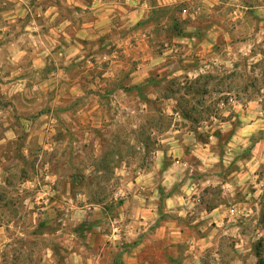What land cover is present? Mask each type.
Returning <instances> with one entry per match:
<instances>
[{
    "label": "rangeland",
    "instance_id": "obj_1",
    "mask_svg": "<svg viewBox=\"0 0 264 264\" xmlns=\"http://www.w3.org/2000/svg\"><path fill=\"white\" fill-rule=\"evenodd\" d=\"M4 2L8 5L11 1L0 0V6L5 8ZM29 2L47 5V0ZM3 13L0 10V35L17 34L21 41L14 52L25 53L18 61L12 59L11 45L0 37V228H3L0 230V264H75L71 253L79 241L73 234L84 229L75 224L90 222L96 200L105 207L117 202L116 192L120 195L124 192L129 197L126 183L153 170L156 156L153 151L161 149L169 156H179L172 138L181 141L188 132L197 140L198 136L209 135L201 137V142H213L209 147L213 155H201L202 145L184 147L180 159L186 162L188 171H184L182 180L192 177L198 184L196 192L202 200L201 206L207 209L215 205L224 220L210 225L209 219H204L193 226L190 225L193 220L187 219L180 226L183 230L213 232V246L205 255V264L264 263V158L254 176L243 177L244 185L232 182L237 176L234 172L241 167L237 162H244L253 149L264 153V114L260 115L264 111V58L255 63V59L229 57L227 62L218 63L214 68L224 67L222 73L218 71L211 75L210 82L200 83H206V95L187 91L183 75L179 81L184 90L168 100L148 102V109L140 103L146 98H155L154 88L141 92L142 100L134 91L117 92L109 108L103 100L104 112L114 120L113 129L119 133L120 155L106 156L105 169L101 171L90 166L104 154L96 157L91 143L83 141V135H106L112 128L95 134L92 124L78 126L74 117L75 89L65 75V71L70 70L74 81L79 76L74 66L63 65L65 71L59 70L58 84L47 91V49L53 47L47 43V17L35 15V25L25 30L26 17H19L12 25ZM87 17L79 15L77 20ZM51 44L58 47L57 43ZM172 63L170 59L164 66L157 67L169 70ZM101 67L107 66L102 63ZM181 68L191 67L182 63ZM232 73L238 75L233 79ZM123 76L120 74L119 78ZM86 81L88 83V78ZM86 89V99L93 104L98 89H93L91 84H87ZM55 102L68 103L71 107L68 119L63 113H57L54 138L62 142L47 150V117L43 115H47L49 105ZM60 104L55 106L60 108ZM181 109L188 110V120L179 113ZM61 110L58 109L59 113ZM146 110L155 116L158 112L164 115L153 125ZM197 112H201L198 124L193 123ZM176 130L179 132H174ZM217 131L220 137L215 140L212 134ZM111 143L104 140L101 149L108 152ZM74 147H82L83 154H76ZM213 161L214 167L204 169V164ZM170 164L166 157L164 165ZM178 172L179 169L174 168V173ZM161 173L157 171L154 175L160 181L163 180ZM186 191L187 195L191 194Z\"/></svg>",
    "mask_w": 264,
    "mask_h": 264
},
{
    "label": "crops",
    "instance_id": "obj_2",
    "mask_svg": "<svg viewBox=\"0 0 264 264\" xmlns=\"http://www.w3.org/2000/svg\"><path fill=\"white\" fill-rule=\"evenodd\" d=\"M9 1L8 5L2 3L5 8L0 6V10L12 25L19 17H26L24 29L28 30L35 25V15L47 17V43L49 47L53 46L47 49V91L58 84L59 70L65 71L64 67L74 66L79 76L73 81L70 70H66L65 75L75 89L76 122L79 127L92 124L95 134L112 128L105 135L109 141L113 140L115 132L114 120L104 112L102 101H105L106 107H111L113 96L123 92L120 87L142 86L151 74L169 79H179L184 75L193 80L218 71L222 73L224 67L214 66L227 62L229 57L255 59V63L264 58V50H261L264 47V2L47 0V5L38 3L36 7L29 0ZM160 9L170 11L179 22V30H169L172 22L168 16L162 17L159 22L152 19L153 11ZM79 15L88 17L78 21ZM156 27L158 31H155ZM0 37L11 45L10 55L18 61L25 53L14 52L21 41L19 36L1 33ZM51 43H57L58 47ZM170 59L173 60L171 69L157 67L164 66ZM102 63L107 67H101ZM182 63L191 68L182 69ZM237 64L234 67L236 70L239 68ZM155 69L157 71H153ZM120 74H124L121 79ZM87 84L98 89L95 92L97 100H93V104L86 99ZM112 90L114 92L109 94ZM56 103L60 104H50L47 115H43L47 117V150L62 142H56L54 138L57 113H63L68 119L71 107L61 102L59 108ZM140 104L145 107L144 103ZM58 109H62L60 113ZM263 114L264 111H261L260 115ZM83 136V141L91 143L96 157L110 152L101 149L100 144L104 140L99 134L89 136L85 133ZM172 139L176 142L179 156H169L161 149L153 151L156 153L153 170L140 174L134 182L126 183L129 197L124 192L121 195L116 192V203L105 207L95 205L90 222L78 221L75 224L84 228L73 234L79 241L76 250L71 253L75 256V264H205V255L213 246V232L183 230L180 225L187 219L193 220L190 223L193 226L204 219H209L210 225L224 219L220 218L218 207L205 209L201 206L202 200L196 192L198 184L192 177L182 180L184 171L188 169L180 157L184 154V147L195 148L198 145H202L201 155H213L209 149L213 142H201L190 132L181 141ZM73 149L76 154H83L82 147ZM166 157L171 162L168 166L164 165ZM262 157L264 153L253 149L244 162H237L241 167L234 172L237 176L232 182L244 185L243 177L254 176ZM214 166L213 161L204 164V169ZM94 168L95 165L90 166V169ZM174 168L180 172L175 174ZM157 171L162 172L163 180L154 176ZM186 190L191 194L187 195Z\"/></svg>",
    "mask_w": 264,
    "mask_h": 264
},
{
    "label": "trees",
    "instance_id": "obj_3",
    "mask_svg": "<svg viewBox=\"0 0 264 264\" xmlns=\"http://www.w3.org/2000/svg\"><path fill=\"white\" fill-rule=\"evenodd\" d=\"M153 20L155 22H159L161 20L162 17H166L168 16L169 20L172 22V26L169 27V30H179V22L174 19L172 17V15L170 14V11L169 10H164V9H160V10H156V11H153ZM158 27L155 28V31H158ZM238 74L236 73H232L231 74V78L234 79V77H236ZM212 78L211 75H207L205 77H198L196 79H193V80H189L187 77H184L185 80H187V84H188V87L186 88L187 91L191 92V91H194V93H197V94H207V85L206 83L207 82H210V79ZM206 81L205 84H200L202 81ZM232 80V79H231ZM222 83V81H221ZM161 84H164V85H161ZM122 89V91L124 93H129V92H136L138 93V99L139 100H142V97L143 95H141L140 93L143 92V91H147L149 88H154L155 91H156V96L155 98L152 100V99H149V98H146L144 99V104L146 105L147 109H148V102H157L159 99H162V100H168L170 98H172L173 94H178L182 89L184 90V88H182L181 86V82L179 81V79H169L167 76H162L160 77L158 74H151L149 76V78L146 80L145 84L142 85V86H133V87H120ZM114 90L110 91L109 94L113 93ZM108 94V93H107ZM147 101V102H146ZM195 110L192 108V112H194ZM146 113L148 114L149 113V118L151 120V124L153 125H156L157 122H159V120L161 119V117H163V113L162 112H158L155 115L151 114L150 111H147L146 110ZM181 113V116L188 120L190 117H189V112L188 110L186 109H181L180 112ZM200 113L201 112H197V118H195L193 120V123H197L200 122ZM195 132V131H193ZM99 133V132H98ZM196 133V132H195ZM199 133V132H197ZM102 137L103 140H107L105 135H100ZM212 136H214L215 138H219L220 137V133L217 131V132H214V134H212ZM205 137H209V135L207 136H198L199 140L202 141L203 138ZM125 140V139H124ZM109 143H111V149H110V152L108 154H105L103 155L99 161L95 164V169L96 170H104V164H103V160L106 156H119L120 153H119V150H118V143L120 141V137H119V133L117 132H114L113 134V140L110 142L109 140H107ZM98 197V196H97ZM97 201V204L100 203V200H96ZM120 204V202H118ZM211 208H215V205L207 208V209H211ZM39 225H42V224H39ZM89 229V228H88ZM79 232V231H78ZM257 255H259V252H257ZM6 263V262H5ZM260 264H264V263H260Z\"/></svg>",
    "mask_w": 264,
    "mask_h": 264
}]
</instances>
